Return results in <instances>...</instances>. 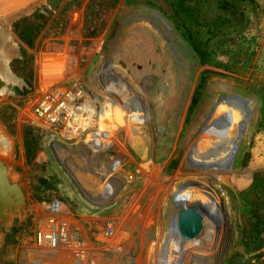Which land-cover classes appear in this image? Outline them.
Returning a JSON list of instances; mask_svg holds the SVG:
<instances>
[{"label": "rangeland", "instance_id": "obj_1", "mask_svg": "<svg viewBox=\"0 0 264 264\" xmlns=\"http://www.w3.org/2000/svg\"><path fill=\"white\" fill-rule=\"evenodd\" d=\"M75 89L87 127L36 119L46 94ZM0 133L26 199L24 217L0 226V264H30L52 199L73 244L47 264H264V0L0 11ZM187 208L202 217L189 241Z\"/></svg>", "mask_w": 264, "mask_h": 264}, {"label": "built area", "instance_id": "obj_2", "mask_svg": "<svg viewBox=\"0 0 264 264\" xmlns=\"http://www.w3.org/2000/svg\"><path fill=\"white\" fill-rule=\"evenodd\" d=\"M81 92L75 89L58 94H54L55 91L46 94L35 108L36 119L46 121L52 130L57 126L63 127L62 120H65L69 111L66 104L72 100L68 96L69 93L77 96ZM78 100V98L75 99L72 105L78 106L76 105ZM40 209L44 213V219L38 221L34 245L29 248L30 264L50 263L58 253L63 251L64 247L67 249L73 244L70 239L72 237L71 227L65 219L64 203L58 199H52L41 203Z\"/></svg>", "mask_w": 264, "mask_h": 264}, {"label": "water", "instance_id": "obj_3", "mask_svg": "<svg viewBox=\"0 0 264 264\" xmlns=\"http://www.w3.org/2000/svg\"><path fill=\"white\" fill-rule=\"evenodd\" d=\"M147 1V0H138ZM155 1V0H149ZM23 180L0 160V226L7 229L14 217H24L26 199L22 190ZM202 217L192 208L179 212L178 229L184 240H193L201 229ZM3 233L0 231V239Z\"/></svg>", "mask_w": 264, "mask_h": 264}, {"label": "bare ground", "instance_id": "obj_4", "mask_svg": "<svg viewBox=\"0 0 264 264\" xmlns=\"http://www.w3.org/2000/svg\"><path fill=\"white\" fill-rule=\"evenodd\" d=\"M28 1H31V0H0V11H2L3 14L8 13V12H12L17 6L21 5L24 2H28ZM68 96L71 97L72 100L70 103L66 104L67 109H69L67 117L65 118V120H62L63 127L57 126V127H55V129H57L59 131H63V132H71V131H74V130L79 129V128L87 127V125H82V124L89 122L90 117L87 118L86 115L90 116L91 112L88 111L89 110L88 108L83 106V104H82L83 100L80 98L79 95L76 96V95L69 94ZM77 98L79 99L77 101V104H76L78 106L72 105V102ZM102 115L105 118L110 119L106 112H103ZM101 123L103 124V122H101ZM67 125H69L68 128H67ZM103 126L105 127V130H106L107 127L105 125H103ZM104 135H106V134H104ZM9 145H10L9 141L4 137V135L2 133H0V155H7L8 154V151L10 150ZM208 224H209V222L206 224L202 233L197 238V244H202L205 241V239H207V230L209 227Z\"/></svg>", "mask_w": 264, "mask_h": 264}]
</instances>
